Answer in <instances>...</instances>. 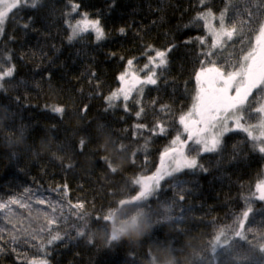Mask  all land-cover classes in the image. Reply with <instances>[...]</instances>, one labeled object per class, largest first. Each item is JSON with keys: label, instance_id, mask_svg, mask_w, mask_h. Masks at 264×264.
Returning <instances> with one entry per match:
<instances>
[{"label": "trees", "instance_id": "1", "mask_svg": "<svg viewBox=\"0 0 264 264\" xmlns=\"http://www.w3.org/2000/svg\"><path fill=\"white\" fill-rule=\"evenodd\" d=\"M111 2L38 0L4 23L0 75H12L0 83V203L8 204L0 209V264H264V200L256 198L264 154L246 133L230 132L218 152L200 154L206 172L174 173L131 203L142 192L137 181L184 136L178 117L193 103L201 61L231 70L264 24V0ZM72 3L90 19L99 12L104 40L86 32L69 42L81 17ZM208 11L224 13L225 27L235 29L215 48L196 19ZM173 44L157 85L109 106L128 59L141 68L150 49ZM196 147L186 154L197 156Z\"/></svg>", "mask_w": 264, "mask_h": 264}, {"label": "snow or ice", "instance_id": "2", "mask_svg": "<svg viewBox=\"0 0 264 264\" xmlns=\"http://www.w3.org/2000/svg\"><path fill=\"white\" fill-rule=\"evenodd\" d=\"M38 0H32L30 5H26V0H0V34H3L4 23L13 13L14 9H20L25 6H30L35 9ZM71 2V0H70ZM203 2V0H201ZM115 0H112L109 7H115ZM81 5L79 3L71 4V12L82 16V19L76 21L72 26V35L69 37V42L75 39L78 35L84 32H93L97 42L106 38L104 26L101 23L99 12L95 19H90L87 12L80 13L78 10ZM211 11L200 13L196 19L204 20V27L208 29V34L213 37L212 47H217L222 44L223 38L232 40L235 29L228 30L225 27L224 13L219 17V28L213 27L209 23V17H212ZM214 18V17H213ZM28 27L27 24L24 25ZM119 35L127 34V27H120ZM199 43L203 45L205 40L197 38ZM192 40H186L185 43H192ZM177 45L173 44L166 50L150 49L154 52V56L148 57V63L143 66L145 75L143 77L125 70L118 77V80L123 85L117 92H113L107 97L109 106L111 102L119 99L120 94L123 100L127 102L130 99V94L136 89V85H157L158 72L163 70L168 65V54ZM110 56L115 55L109 53ZM206 55H211L207 53ZM123 59V57H120ZM133 59L127 60L129 68L132 67ZM208 66H203L204 61H201L202 66L195 72L194 78L196 81V91L193 97V103L187 112H183L178 117V123L182 127L184 136L178 132L171 141V147L166 148L161 155V168L164 166L165 157H169L175 164L172 170L175 173H180L185 169L192 170L200 167L202 171H207L203 166L198 165L197 157L203 153H216L221 148L223 137L230 132L239 131L246 133L251 140L252 150L264 154V103H260L259 107H254L259 101L254 96V93H259L260 101H264V24H261L258 34L255 36V42L251 45L249 50L243 54L236 65L231 66V70H226L221 66H217L215 61H208ZM4 76H11L12 70L4 72ZM163 75V71L159 76ZM131 77V79H128ZM142 94V88L140 89ZM250 98H252L250 100ZM59 110V109H57ZM127 104H125V111H127ZM255 111L260 115L258 124H249L246 122V113L248 111ZM163 111V109H161ZM143 112L140 109L136 113L139 117ZM138 128H146V125L138 124ZM155 128L159 129L158 134H164L167 129L163 124H156ZM155 128L152 129L155 132ZM255 129H258V134H255ZM191 142L197 147L192 151L197 153V156H190L186 154L187 146ZM160 169H157L159 172ZM171 174V173H169ZM161 179L160 175H152L142 182V189L144 197L151 195L152 189L155 188ZM141 183V181H137ZM257 199L264 200V181L256 185ZM43 204L44 200L37 201ZM9 204H21L20 200L12 199ZM8 204L0 203V209L6 208ZM82 206V205H78ZM81 235V233H77ZM61 239L59 234L54 235L48 241L49 244ZM33 264H36L33 261Z\"/></svg>", "mask_w": 264, "mask_h": 264}, {"label": "rangeland", "instance_id": "3", "mask_svg": "<svg viewBox=\"0 0 264 264\" xmlns=\"http://www.w3.org/2000/svg\"><path fill=\"white\" fill-rule=\"evenodd\" d=\"M214 16H212V17H209L208 19H209V23L213 26V27H215V28H219V17L220 16H216V17H214ZM79 19H82V16L80 17V18H78L77 20H79ZM76 23V22H75ZM75 23L73 24V26L75 25ZM206 31L208 32V29H206ZM89 32H91V31H89ZM84 33H86V32H84ZM84 33H81L80 35H83ZM211 37V39H212V41H213V37L212 36H210ZM225 42H227V38L225 37V38H223V42H222V44L223 43H225ZM221 44V45H222ZM220 46V45H219ZM218 47V46H217ZM146 63H148V60H147V62ZM126 69H127V71H129V72H133V73H135V74H137V75H139V76H141V77H143L144 75H145V70L143 69V67H139V66H136L135 64H133L132 65V67L131 68H129L128 67V65L126 66ZM4 78V75H0V83H1V81H2V79ZM128 79H131V77H128ZM148 85H136V89L130 94V96L131 95H133V94H138V92L140 93V89L142 88V91L147 87ZM123 87V85L121 84V83H119V87H118V89H120V88H122ZM118 89H117V91H118ZM116 91V92H117ZM255 97L257 98L258 96L257 95H255ZM119 99H123V96H122V94H120V98ZM116 100H118V99H116ZM259 102L258 103H256L255 104V107H259L260 106V103H264V101H260L259 99H257ZM251 113L253 112V114L254 115H252V117L251 116H249V115H247V113H246V120H247V123H250L249 121H252V120H254V119H257V121L255 122V124H258L259 123V119H260V115L261 114H259V113H257V112H255V111H250ZM255 124H253V125H255ZM258 132H259V130L258 129H255V134H258ZM189 144H191V142H189ZM188 144V145H189ZM175 168V164H174V162H172L171 161V159L169 158V157H165V160H164V166H163V168H161V162H160V164H159V166H158V169H160L159 170V172H155L154 174H156V175H160L161 176V179H160V181H159V184L164 180V179H166V177H169V176H171V175H173L175 172H173L172 170ZM169 173H171V174H169ZM263 173H264V169H263ZM153 174V175H154ZM148 177H143L142 179H140L139 181H141V183H139V185H140V187H141V189H142V182L144 181V180H146ZM262 181H264V175H263V179H262ZM261 182V181H260ZM259 182V183H260ZM159 184L155 187V188H153L152 189V192H151V194L153 193V191L154 190H156V189H158L157 187L159 186ZM150 196V195H149ZM148 196V197H149ZM145 197H144V191H143V189H142V192H141V194H139L138 196H136V197H134L132 200H131V203H133V202H135V203H139L140 201H142L143 199H144ZM132 226L134 225V223H132L131 224ZM121 232H124L123 230H121Z\"/></svg>", "mask_w": 264, "mask_h": 264}]
</instances>
